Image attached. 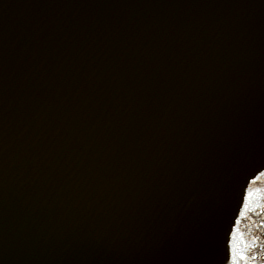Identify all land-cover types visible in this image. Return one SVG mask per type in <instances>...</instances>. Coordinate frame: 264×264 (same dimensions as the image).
<instances>
[{"label": "water", "instance_id": "water-1", "mask_svg": "<svg viewBox=\"0 0 264 264\" xmlns=\"http://www.w3.org/2000/svg\"><path fill=\"white\" fill-rule=\"evenodd\" d=\"M0 264H264V0H0Z\"/></svg>", "mask_w": 264, "mask_h": 264}]
</instances>
